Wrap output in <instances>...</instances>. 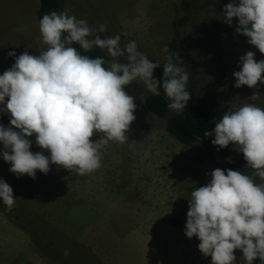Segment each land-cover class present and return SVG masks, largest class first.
<instances>
[{
  "label": "rangeland",
  "instance_id": "1",
  "mask_svg": "<svg viewBox=\"0 0 264 264\" xmlns=\"http://www.w3.org/2000/svg\"><path fill=\"white\" fill-rule=\"evenodd\" d=\"M57 2L58 12L68 8L90 27L105 24L106 31L99 35L120 34L121 45L134 40L139 51L161 66L165 62L161 48L169 49L176 38L188 83L216 120L244 103L264 108V97L248 99L254 91L264 95V84L233 87L239 57L252 51L259 61L264 54L235 33L236 18L232 26L223 22V6L230 0ZM39 6V0H0V73L14 62L7 52L38 55L44 48ZM183 17L186 22L175 25ZM125 90L136 104L128 140L110 141L94 172L78 175L50 163L47 174L37 170L34 179L27 174L18 177L0 159V178L16 198L10 211L0 203V264H211V257L198 250V239L184 235L187 199L194 187L208 182L206 173L229 169L227 160L202 140L182 145L172 138L166 119L145 107L148 91L142 82L133 81ZM8 120L0 113V124L7 126ZM96 138L95 133L90 137ZM29 139L30 151H41L34 135ZM232 160L236 165L232 170L252 173L238 150ZM234 255V264H245L238 249Z\"/></svg>",
  "mask_w": 264,
  "mask_h": 264
},
{
  "label": "clouds",
  "instance_id": "2",
  "mask_svg": "<svg viewBox=\"0 0 264 264\" xmlns=\"http://www.w3.org/2000/svg\"><path fill=\"white\" fill-rule=\"evenodd\" d=\"M221 15L228 26L236 18L235 33L264 54V0H230ZM38 31L44 45L39 54L9 51L6 55L14 62L0 73V113L9 117L7 126L0 124V159L18 177L27 174L34 179L37 170L47 174L50 163L78 175L97 170L110 141L128 140L136 104L125 89L133 81L142 82L152 95H160L162 89L167 108L176 113L190 99L189 73L167 45L161 48L165 62L157 79L154 70L159 63L139 51L134 40L121 45L120 34L102 37L105 24L90 27L68 8L42 14ZM74 45L83 53L100 49L105 55L91 57ZM238 66L232 73L234 88L264 84V59L257 61L247 51ZM262 97L254 91L248 99ZM213 123L203 136H211L218 149L236 145L246 168L253 171L215 168L206 173L208 182L194 187L187 199L184 235L198 239V250L211 257V264H234V249L242 253L245 264L256 259L264 264V108L244 103ZM94 133L97 138L92 140ZM33 135L41 151H30ZM15 199L0 178V203L10 211Z\"/></svg>",
  "mask_w": 264,
  "mask_h": 264
},
{
  "label": "trees",
  "instance_id": "3",
  "mask_svg": "<svg viewBox=\"0 0 264 264\" xmlns=\"http://www.w3.org/2000/svg\"><path fill=\"white\" fill-rule=\"evenodd\" d=\"M39 3L40 6L37 11L38 21L44 13L50 11L58 12L57 0H39ZM185 22L186 19L183 17L178 22H175V25H182ZM74 47H77V50L82 52L78 45H74ZM169 52L176 53L181 60L182 53L176 38L171 41ZM82 54L91 57L105 55L100 49H93L88 53L82 52ZM181 63L184 67L183 61ZM161 73L162 66L160 65V67L154 70V76L159 79ZM158 90L160 91V95L158 96L152 95L149 92L144 93V105L153 116L166 119L167 133L182 145H192L199 140L204 141L217 155L227 160V167L229 169L234 168L236 165L232 159L237 151L236 145L230 144L226 148L218 149L216 146L212 145L211 136H203L205 130L209 132L212 130L214 127L213 120H216V118L207 102L195 94L189 83L186 85V90L190 93V99L180 113H176L167 108L168 98L165 96L162 89ZM252 264H262V262L259 259H256L252 261Z\"/></svg>",
  "mask_w": 264,
  "mask_h": 264
},
{
  "label": "bare ground",
  "instance_id": "4",
  "mask_svg": "<svg viewBox=\"0 0 264 264\" xmlns=\"http://www.w3.org/2000/svg\"><path fill=\"white\" fill-rule=\"evenodd\" d=\"M46 239V238H45ZM83 251V250H82Z\"/></svg>",
  "mask_w": 264,
  "mask_h": 264
}]
</instances>
